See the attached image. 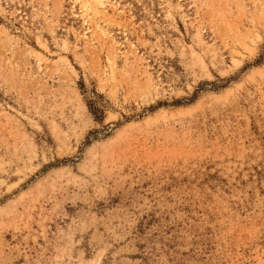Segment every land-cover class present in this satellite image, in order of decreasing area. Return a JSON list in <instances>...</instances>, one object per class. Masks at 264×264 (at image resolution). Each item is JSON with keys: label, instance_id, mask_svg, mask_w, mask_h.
<instances>
[{"label": "rangeland", "instance_id": "obj_1", "mask_svg": "<svg viewBox=\"0 0 264 264\" xmlns=\"http://www.w3.org/2000/svg\"><path fill=\"white\" fill-rule=\"evenodd\" d=\"M86 1L0 0V264H264V0Z\"/></svg>", "mask_w": 264, "mask_h": 264}, {"label": "trees", "instance_id": "obj_2", "mask_svg": "<svg viewBox=\"0 0 264 264\" xmlns=\"http://www.w3.org/2000/svg\"><path fill=\"white\" fill-rule=\"evenodd\" d=\"M264 61V48L262 49V52L260 53V55L258 56L257 60L255 61V65L258 66L261 64V62ZM94 96H96L95 93H93ZM195 98L193 97L192 100H194ZM189 101V102H191ZM87 108L89 113L91 114V116L93 117V119L98 123V124H102L103 120H104V110L102 107L98 106L97 101H93V100H87L86 102ZM178 106H180V104H177Z\"/></svg>", "mask_w": 264, "mask_h": 264}, {"label": "bare ground", "instance_id": "obj_3", "mask_svg": "<svg viewBox=\"0 0 264 264\" xmlns=\"http://www.w3.org/2000/svg\"><path fill=\"white\" fill-rule=\"evenodd\" d=\"M93 3L91 5H93V10L95 11L96 9H101L102 12H107V6L108 5V0H91ZM89 5V4H88ZM89 7L87 6V1L86 0H82V9L86 10ZM95 30V29H94ZM94 30H87V33H92ZM116 51L114 50L112 53V60L115 58V53Z\"/></svg>", "mask_w": 264, "mask_h": 264}]
</instances>
